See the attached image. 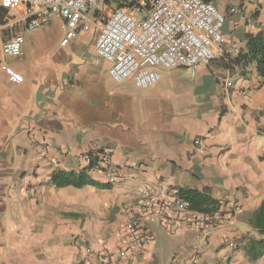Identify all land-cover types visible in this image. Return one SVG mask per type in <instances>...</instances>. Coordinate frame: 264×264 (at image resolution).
Wrapping results in <instances>:
<instances>
[{"label": "crops", "instance_id": "0c3cea01", "mask_svg": "<svg viewBox=\"0 0 264 264\" xmlns=\"http://www.w3.org/2000/svg\"><path fill=\"white\" fill-rule=\"evenodd\" d=\"M211 1L226 17L223 54L141 89L96 60L101 23L65 40L60 19L41 26L61 23L57 33L28 30L24 3L0 0V23L13 21L0 43L23 37L4 61L24 77L0 69V264H264V80L236 62L245 35H264V0ZM102 152L113 182L93 167ZM56 172L84 183L57 186ZM180 189L205 191L220 215L232 202L235 214L204 237L136 208L146 191L161 201ZM134 219L144 245L127 235Z\"/></svg>", "mask_w": 264, "mask_h": 264}, {"label": "built area", "instance_id": "2783aa9c", "mask_svg": "<svg viewBox=\"0 0 264 264\" xmlns=\"http://www.w3.org/2000/svg\"><path fill=\"white\" fill-rule=\"evenodd\" d=\"M21 1L26 7V29L39 28L56 17L64 27V39L70 40L87 21L86 14L101 0ZM130 2L131 6H118L102 20L93 42L96 60L108 64L107 74L114 83L131 80L137 88L146 89L157 83L161 70L183 68L194 76L199 65H209L223 54L225 38L222 29L226 17L212 1ZM12 24L11 19L4 20L0 27L9 28ZM22 43L20 34L0 43V69L15 84L23 82V74L8 65L4 57L20 56ZM40 144L43 151L49 148L44 139ZM84 164L91 165L88 156L84 158ZM93 167L105 171L110 182L115 180L107 152L100 154ZM136 208L143 216L159 215L167 225H182L202 233L204 237L219 223L228 222L237 209L228 201L221 215L218 211L202 213L191 209L189 202L176 193L157 201L147 191L137 201ZM126 231L135 245H144L149 240L135 219L126 224ZM220 241L233 246L226 235H221ZM101 261L105 259L101 257Z\"/></svg>", "mask_w": 264, "mask_h": 264}, {"label": "trees", "instance_id": "16d2710c", "mask_svg": "<svg viewBox=\"0 0 264 264\" xmlns=\"http://www.w3.org/2000/svg\"><path fill=\"white\" fill-rule=\"evenodd\" d=\"M211 1V0H209ZM129 2L126 6H131ZM122 6V5H120ZM241 50L236 57L238 65L254 63L257 74L264 80V35L262 33L247 34L240 42ZM52 181L57 186L80 185L84 183L80 177L72 173L56 172ZM177 195L189 202L190 208L202 213H214L219 203L205 191L180 189Z\"/></svg>", "mask_w": 264, "mask_h": 264}, {"label": "rangeland", "instance_id": "374dc122", "mask_svg": "<svg viewBox=\"0 0 264 264\" xmlns=\"http://www.w3.org/2000/svg\"><path fill=\"white\" fill-rule=\"evenodd\" d=\"M129 2L130 0H101L95 8L90 10L86 14L87 21L85 23L86 25L90 26L92 36L94 32H96L98 25L106 16H108L112 12V10H114V8L120 5H127ZM46 29H50L52 33H57L61 29V23L52 24L51 22L44 27H40L34 30L35 32H41Z\"/></svg>", "mask_w": 264, "mask_h": 264}]
</instances>
